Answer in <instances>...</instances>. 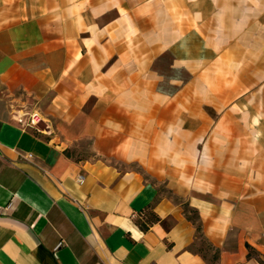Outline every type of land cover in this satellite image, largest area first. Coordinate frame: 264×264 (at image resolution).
<instances>
[{
	"label": "crops",
	"instance_id": "1",
	"mask_svg": "<svg viewBox=\"0 0 264 264\" xmlns=\"http://www.w3.org/2000/svg\"><path fill=\"white\" fill-rule=\"evenodd\" d=\"M261 262L264 0H0V264Z\"/></svg>",
	"mask_w": 264,
	"mask_h": 264
},
{
	"label": "trees",
	"instance_id": "2",
	"mask_svg": "<svg viewBox=\"0 0 264 264\" xmlns=\"http://www.w3.org/2000/svg\"><path fill=\"white\" fill-rule=\"evenodd\" d=\"M159 219L154 215L153 211L148 209V213L146 214V220L145 221H138V225L141 227L143 231L147 230V226L150 224L158 223ZM248 256H251V252L249 253ZM213 260L216 261L217 257H213ZM213 264V263H212ZM261 264H264L261 262Z\"/></svg>",
	"mask_w": 264,
	"mask_h": 264
},
{
	"label": "built area",
	"instance_id": "3",
	"mask_svg": "<svg viewBox=\"0 0 264 264\" xmlns=\"http://www.w3.org/2000/svg\"><path fill=\"white\" fill-rule=\"evenodd\" d=\"M16 121L25 128L34 127V125L39 123L37 115H26L21 118L16 119Z\"/></svg>",
	"mask_w": 264,
	"mask_h": 264
},
{
	"label": "rangeland",
	"instance_id": "4",
	"mask_svg": "<svg viewBox=\"0 0 264 264\" xmlns=\"http://www.w3.org/2000/svg\"><path fill=\"white\" fill-rule=\"evenodd\" d=\"M29 115H34V114H29Z\"/></svg>",
	"mask_w": 264,
	"mask_h": 264
}]
</instances>
